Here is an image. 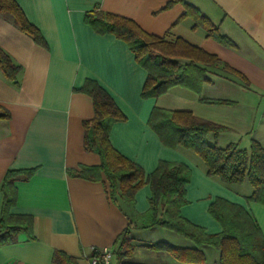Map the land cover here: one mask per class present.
I'll list each match as a JSON object with an SVG mask.
<instances>
[{
	"label": "crops",
	"instance_id": "obj_1",
	"mask_svg": "<svg viewBox=\"0 0 264 264\" xmlns=\"http://www.w3.org/2000/svg\"><path fill=\"white\" fill-rule=\"evenodd\" d=\"M15 1L42 40L36 42L11 17L0 14V49L22 69L18 86L0 72V115L9 114L0 119V214L4 179L9 171H17L12 213L31 217L33 226L20 231L15 243L0 247V264H54L55 254L66 258L61 264H88L92 247L112 248L117 264H184L150 247L166 243L195 249L192 242L166 229L148 228L141 221L130 226L128 209L112 200L104 174L100 181L79 176L84 168L101 165L99 154L85 146L84 123L95 115L94 100L86 92L90 83L104 89L126 117L110 133L116 151L147 176L160 162L190 169L188 204L181 210L185 220L208 234H220L222 227L209 209L221 198L251 212L264 237V204L247 200L254 192L249 183L226 185L209 177L199 156L164 146L149 125L156 108L189 112L227 129L210 135V146L238 144L249 151L258 142L264 148V0H187L232 47L208 38L203 29L194 30L190 19L178 23L185 7L168 9L171 0ZM92 12L130 19L170 43L182 39L240 76L210 69V82L200 96L175 87L160 98L143 99L148 73L126 42L100 34L86 22ZM201 99L232 104L210 105ZM151 197L149 184L137 192V214L148 212ZM128 227L134 250L120 258V239Z\"/></svg>",
	"mask_w": 264,
	"mask_h": 264
},
{
	"label": "trees",
	"instance_id": "obj_2",
	"mask_svg": "<svg viewBox=\"0 0 264 264\" xmlns=\"http://www.w3.org/2000/svg\"><path fill=\"white\" fill-rule=\"evenodd\" d=\"M177 4L185 7V19L193 22V29H203L208 38L232 47L233 43L223 37L218 28L187 0H171L167 8ZM0 14L11 17L14 23L26 34L40 43L42 35L26 18L24 11L15 0H0ZM86 22L100 34H113L126 42L134 53L137 63L146 70L148 79L143 89V99H157L175 87L194 91L199 96L205 84L210 82L208 73L216 69L240 76L216 56L190 45L182 39L175 43L151 35L134 21L110 13L92 12ZM21 67L0 49V72L11 84L18 86ZM248 84V82L246 83ZM86 92L94 100L95 115L84 123L86 151H96L101 158L97 168H84L80 177L90 181H100L106 177L112 200L128 209L130 226L146 224L148 228H163L192 242L195 249L176 247L166 243L151 246L164 250L184 264H207L204 248L210 247L220 253L219 264H264V237L251 212L225 199H217L210 207L212 217L221 225L222 232L211 235L205 229L185 220L181 210L188 203L186 187L191 180V171L185 165L160 162L158 168L147 176L144 170L114 149L110 133L114 124L125 122L111 96L95 83L86 86ZM204 104H232L221 100H200ZM9 118L8 113L0 119ZM149 125L158 135L162 144L170 149L183 148L194 152L205 163L207 175L217 177L226 185L249 183L254 192L247 200L264 204V148L253 142L249 151L242 150L238 144L226 148L210 146L208 137L226 132L225 127L195 117L189 112L154 109ZM17 171H9L3 185V204L0 214V247L15 243L20 231H31L33 221L28 216L12 213L16 206L17 192L15 182ZM31 172H27V177ZM149 184L152 197L150 208L144 215L135 211L137 192ZM131 227L120 239L118 255L130 256L134 250ZM61 254H55L54 264L65 261Z\"/></svg>",
	"mask_w": 264,
	"mask_h": 264
},
{
	"label": "built area",
	"instance_id": "obj_3",
	"mask_svg": "<svg viewBox=\"0 0 264 264\" xmlns=\"http://www.w3.org/2000/svg\"><path fill=\"white\" fill-rule=\"evenodd\" d=\"M88 264H117L114 259V250L108 247H92Z\"/></svg>",
	"mask_w": 264,
	"mask_h": 264
},
{
	"label": "rangeland",
	"instance_id": "obj_4",
	"mask_svg": "<svg viewBox=\"0 0 264 264\" xmlns=\"http://www.w3.org/2000/svg\"><path fill=\"white\" fill-rule=\"evenodd\" d=\"M205 252L207 256V264H219V253L215 249L206 247Z\"/></svg>",
	"mask_w": 264,
	"mask_h": 264
}]
</instances>
